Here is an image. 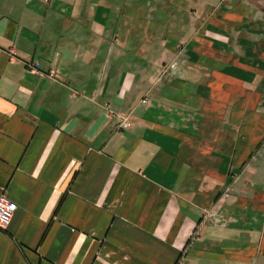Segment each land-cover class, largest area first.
<instances>
[{
    "label": "crops",
    "instance_id": "crops-1",
    "mask_svg": "<svg viewBox=\"0 0 264 264\" xmlns=\"http://www.w3.org/2000/svg\"><path fill=\"white\" fill-rule=\"evenodd\" d=\"M2 195L0 264H264V0H0Z\"/></svg>",
    "mask_w": 264,
    "mask_h": 264
},
{
    "label": "built area",
    "instance_id": "built-area-1",
    "mask_svg": "<svg viewBox=\"0 0 264 264\" xmlns=\"http://www.w3.org/2000/svg\"><path fill=\"white\" fill-rule=\"evenodd\" d=\"M55 71H51V75H54ZM121 125L125 127L131 126V121L127 116L121 118ZM17 204L10 200L6 195L0 197V228L6 229L17 211Z\"/></svg>",
    "mask_w": 264,
    "mask_h": 264
},
{
    "label": "rangeland",
    "instance_id": "rangeland-1",
    "mask_svg": "<svg viewBox=\"0 0 264 264\" xmlns=\"http://www.w3.org/2000/svg\"><path fill=\"white\" fill-rule=\"evenodd\" d=\"M130 120V119H129Z\"/></svg>",
    "mask_w": 264,
    "mask_h": 264
}]
</instances>
